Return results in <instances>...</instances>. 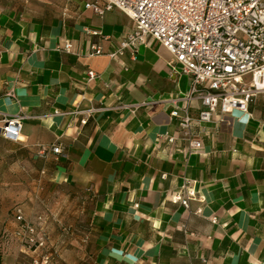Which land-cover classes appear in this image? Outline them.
<instances>
[{"label": "crops", "instance_id": "obj_1", "mask_svg": "<svg viewBox=\"0 0 264 264\" xmlns=\"http://www.w3.org/2000/svg\"><path fill=\"white\" fill-rule=\"evenodd\" d=\"M88 1L0 0V118L28 116L18 141L0 135V264H264V93L250 115L193 126L202 152L187 161L184 140L166 141L180 136L169 103L81 123L68 113L189 88L151 39L135 59L89 56L92 45L112 50L131 20L116 8L99 17ZM65 40L70 53L56 48ZM90 70L98 77L86 82ZM201 107L193 101L190 114ZM184 178L196 181L188 209L174 199ZM18 214L42 247L17 237Z\"/></svg>", "mask_w": 264, "mask_h": 264}, {"label": "built area", "instance_id": "obj_2", "mask_svg": "<svg viewBox=\"0 0 264 264\" xmlns=\"http://www.w3.org/2000/svg\"><path fill=\"white\" fill-rule=\"evenodd\" d=\"M84 8L99 17L116 8L131 20L130 30L112 50L104 52L101 46L92 45L89 56L105 54L111 60H119L128 50L135 59L141 42L151 39L170 53L171 70L189 77V88L168 98L68 113L83 114L85 117L80 121L83 124L97 111L128 108L134 112L140 107L169 103L172 105L170 115L177 120L180 136L167 135L166 141L174 145L184 140L187 161L191 154L202 152L201 139L193 133V126L204 130L206 124L217 117L219 128L228 117L234 116L235 110L249 114V104L264 93V0H91L85 2ZM56 48L70 53L72 42L65 40ZM97 77L90 70L84 79L89 82ZM193 101H199L202 106L196 117L190 114ZM27 117L21 112L2 114L0 135L18 141ZM51 151L61 154V143L52 145ZM195 184L196 181L184 178L181 190L174 197L186 209L190 200L196 198ZM15 218L21 223L16 233L20 241L29 249L42 247L44 234L24 221L20 214ZM32 264H40V261L33 260Z\"/></svg>", "mask_w": 264, "mask_h": 264}, {"label": "rangeland", "instance_id": "obj_3", "mask_svg": "<svg viewBox=\"0 0 264 264\" xmlns=\"http://www.w3.org/2000/svg\"><path fill=\"white\" fill-rule=\"evenodd\" d=\"M158 44V42L156 41V44L154 45V46H156ZM23 201H25V200H22V201H20V202H23ZM23 203H25V202H23ZM33 248H35L34 246H32ZM32 247L30 248V249H32ZM36 249V248H35Z\"/></svg>", "mask_w": 264, "mask_h": 264}]
</instances>
